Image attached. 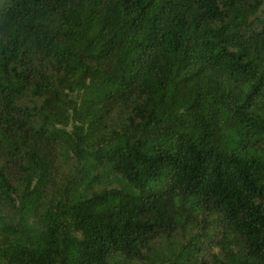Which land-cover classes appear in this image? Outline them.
<instances>
[{"label":"trees","instance_id":"1","mask_svg":"<svg viewBox=\"0 0 264 264\" xmlns=\"http://www.w3.org/2000/svg\"><path fill=\"white\" fill-rule=\"evenodd\" d=\"M189 228L164 264H264V0H0V264Z\"/></svg>","mask_w":264,"mask_h":264},{"label":"rangeland","instance_id":"2","mask_svg":"<svg viewBox=\"0 0 264 264\" xmlns=\"http://www.w3.org/2000/svg\"><path fill=\"white\" fill-rule=\"evenodd\" d=\"M194 232L193 228H189L186 229L185 232H181L179 237H175V240L172 241L171 246L164 239L157 240L152 245L151 253L146 255V260L134 264H164L165 260L169 257L173 246L175 247L176 243L182 239L180 236L183 235V233L191 235Z\"/></svg>","mask_w":264,"mask_h":264}]
</instances>
